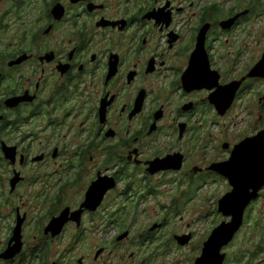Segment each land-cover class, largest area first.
I'll return each mask as SVG.
<instances>
[{"label": "flooded vegetation", "instance_id": "flooded-vegetation-1", "mask_svg": "<svg viewBox=\"0 0 264 264\" xmlns=\"http://www.w3.org/2000/svg\"><path fill=\"white\" fill-rule=\"evenodd\" d=\"M263 131L264 0H0V264H197Z\"/></svg>", "mask_w": 264, "mask_h": 264}, {"label": "water", "instance_id": "water-1", "mask_svg": "<svg viewBox=\"0 0 264 264\" xmlns=\"http://www.w3.org/2000/svg\"><path fill=\"white\" fill-rule=\"evenodd\" d=\"M225 165L222 173L229 178L233 191L221 201L220 209L233 219L214 231L197 264L224 263L227 255L223 249L242 229L247 208L264 188V131L242 143Z\"/></svg>", "mask_w": 264, "mask_h": 264}, {"label": "rangeland", "instance_id": "rangeland-1", "mask_svg": "<svg viewBox=\"0 0 264 264\" xmlns=\"http://www.w3.org/2000/svg\"><path fill=\"white\" fill-rule=\"evenodd\" d=\"M222 188V187H220ZM256 216H259L261 225L259 226L258 217L255 219L253 223L246 228L243 234L240 237V240L233 248V255H245L246 257H255L254 253L259 251L262 246L264 247V203L258 208L255 213ZM257 260H253L252 264H258L264 259V251H260V254L256 255Z\"/></svg>", "mask_w": 264, "mask_h": 264}]
</instances>
